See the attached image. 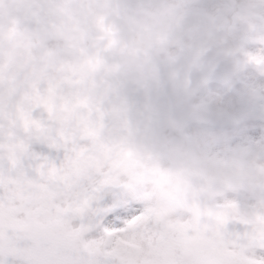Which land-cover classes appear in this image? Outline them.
Masks as SVG:
<instances>
[{"label": "clouds", "instance_id": "clouds-1", "mask_svg": "<svg viewBox=\"0 0 264 264\" xmlns=\"http://www.w3.org/2000/svg\"><path fill=\"white\" fill-rule=\"evenodd\" d=\"M257 106L264 0H0L4 132L35 109L40 137H88L122 198L195 232L198 264L264 260Z\"/></svg>", "mask_w": 264, "mask_h": 264}, {"label": "snow or ice", "instance_id": "snow-or-ice-1", "mask_svg": "<svg viewBox=\"0 0 264 264\" xmlns=\"http://www.w3.org/2000/svg\"><path fill=\"white\" fill-rule=\"evenodd\" d=\"M4 147L0 126V264H198L146 208L119 227L103 223L118 203L135 201L106 183V165L88 137L55 142L37 135L13 162ZM39 188L50 196L43 205L33 196ZM109 195L114 201L106 206ZM231 264L244 260L234 255Z\"/></svg>", "mask_w": 264, "mask_h": 264}, {"label": "flooded vegetation", "instance_id": "flooded-vegetation-1", "mask_svg": "<svg viewBox=\"0 0 264 264\" xmlns=\"http://www.w3.org/2000/svg\"><path fill=\"white\" fill-rule=\"evenodd\" d=\"M44 129L42 127V122L36 119V111L33 109L31 113L22 114L19 120V125H14L12 128L5 133V147L4 151L10 162L15 161L19 155L23 152L26 142L24 140L25 135L35 134L40 136ZM91 163H95V160H91ZM53 176L58 174L51 173ZM34 199L43 205L46 203L50 196L49 193L43 189L39 188L33 192Z\"/></svg>", "mask_w": 264, "mask_h": 264}, {"label": "rangeland", "instance_id": "rangeland-1", "mask_svg": "<svg viewBox=\"0 0 264 264\" xmlns=\"http://www.w3.org/2000/svg\"><path fill=\"white\" fill-rule=\"evenodd\" d=\"M254 108V107H253ZM255 108H259L258 106ZM264 110V109H262ZM264 123V121H254L250 122V127L248 128V134L256 136L259 134L260 127L259 125ZM254 125V126H251ZM114 201V197L109 195L105 198V205H111ZM139 210L136 202H121L118 203L115 207H113L108 213L104 215L103 223L105 225L110 226H121L123 220L130 218L135 215ZM97 233H93L92 235H96ZM177 238L179 243L183 248H188L199 241V237L195 234V232L190 231L189 229H181L177 233Z\"/></svg>", "mask_w": 264, "mask_h": 264}, {"label": "water", "instance_id": "water-1", "mask_svg": "<svg viewBox=\"0 0 264 264\" xmlns=\"http://www.w3.org/2000/svg\"><path fill=\"white\" fill-rule=\"evenodd\" d=\"M254 112H256V113H262V112H260L259 110H255Z\"/></svg>", "mask_w": 264, "mask_h": 264}]
</instances>
